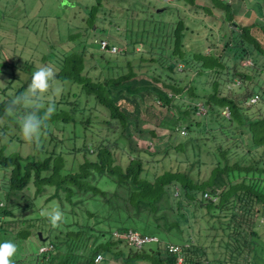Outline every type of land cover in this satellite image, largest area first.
<instances>
[{
    "label": "trees",
    "instance_id": "obj_1",
    "mask_svg": "<svg viewBox=\"0 0 264 264\" xmlns=\"http://www.w3.org/2000/svg\"><path fill=\"white\" fill-rule=\"evenodd\" d=\"M115 1L83 5L88 16L76 21L83 32H70L44 55L56 72V111L39 146L24 141L17 120L5 115L9 101L30 84L33 65L28 77L14 73L0 86V235L20 241L15 264H112L119 258L178 264L169 243L182 247V264H264V4L263 20L244 24L229 0H132L147 16L130 9L118 34L97 25ZM161 5L164 11H155ZM214 9L229 24L219 29L222 42L211 40L207 48L200 39L188 41L200 24L195 17H214ZM118 45L121 51L113 52ZM4 51L0 44V56ZM246 59L251 64L243 65ZM0 66L3 72L16 68ZM68 86L76 99L65 93ZM130 124L153 140L169 139L168 145L163 152H151L150 144L132 147L124 135ZM102 129L107 137L98 143L93 133ZM14 143L32 152L25 156ZM79 152L84 160L73 170L66 157ZM173 156L177 163L168 168ZM54 209L64 214L57 228L47 219ZM187 215L199 218L198 231H187ZM129 229L159 241L135 249L114 235ZM31 236L40 240L36 247ZM206 241L218 243L212 259Z\"/></svg>",
    "mask_w": 264,
    "mask_h": 264
},
{
    "label": "rangeland",
    "instance_id": "obj_2",
    "mask_svg": "<svg viewBox=\"0 0 264 264\" xmlns=\"http://www.w3.org/2000/svg\"><path fill=\"white\" fill-rule=\"evenodd\" d=\"M134 1L132 2V0H116L115 2L108 4L106 6V10L103 16L104 20H102V22L98 23L97 25H99L104 30L111 29L115 32H118V34L124 33V31L126 30L125 23H123L125 19L124 16L131 14L132 10L130 9L134 8L136 10H140L141 14L147 16L142 10V8L140 9L138 6L136 7L137 4L136 2L134 3ZM166 1H171V0H166ZM229 1L232 3L234 8L233 12H234L235 20L241 21L244 24L252 23L256 19L261 21L263 20V15L260 14V10L262 4H264V0H229ZM93 2H95V0H0V44L3 46L5 50L4 54L3 55L1 54L0 56V64L8 63V64L16 65V68H14V72L8 69L6 70V72H3L1 71V66H0V86H7L9 80L13 77L14 73L20 74L23 77L25 76L28 77L29 75L27 70L28 64L33 65L35 71L39 66L45 65L44 64L45 61L43 60L44 55L48 54L54 46H58L62 40L65 41L70 32L71 33L83 32L84 28L77 27L76 21L77 22L85 21V17L88 15L83 5H91ZM175 5L180 6L177 3ZM181 7L182 9L185 10L186 13L190 10L189 7H183V6ZM155 11H160V12L164 11L163 6L162 5L157 6L155 8ZM214 13L216 14V16L214 17H212L211 15H208V17H206L204 14L197 15L195 17L198 21L197 23L200 24L196 23L199 26H194L193 32H190L191 36L189 35V38H187L188 41H192L194 43L197 39H200L205 43L207 48H211V45H209L211 40H216L219 44L222 42L223 36L219 32V29L222 28V26L228 27L229 24L223 21L222 13L218 12L215 9H214ZM201 19H203L204 23L200 22ZM117 22H119V24H117ZM213 31L215 32L214 36H212L211 34V32ZM24 33H28V35H24ZM58 33L61 34L60 38ZM85 35H87V33ZM90 35L98 38L100 36V33L91 31ZM122 35L124 36V34ZM121 48L122 45L121 46L118 45L116 53L121 51L120 50ZM138 48L140 49V47ZM92 50L93 48L87 54L88 59H90L93 56L92 53H94V51ZM251 62H252L251 59L248 60L246 59L245 61H243V65L247 66L251 64ZM92 64L93 63H88L87 65L89 66V68H91ZM181 67H183V65H181ZM193 75H195V73ZM192 78L193 76H191V79ZM19 84L20 81L15 82L12 89H16L15 87H17ZM60 93H61V89L58 91V94ZM65 93L69 95V99L71 100L76 99L74 96H72L70 86H68V88L66 87ZM200 112L204 113L205 112L204 108H201ZM154 123H157V120H155ZM100 126H104V125L101 124ZM124 135L130 138L131 146L136 149H140V148L144 149L146 148L147 144H150L152 146L151 152H155V151L163 152L165 147L169 143V139L153 140L148 135H143L139 133L138 131L135 130L133 124H130L128 130L125 132ZM68 136H70L69 133ZM93 136L95 137L98 143H100V141L103 138L107 137L103 129L100 130L98 133L94 132ZM111 138L112 140L115 141L116 136L111 135ZM123 140H125V138H123ZM176 142H178V140H176ZM69 145L73 146V144H69ZM29 146L30 145H28V147ZM11 147H13L14 149H21L25 156H27L28 153L32 152V149L28 147L17 146V144L15 143ZM90 152L91 154L88 155V157L94 158L96 155V151L93 150V148H91ZM171 153L174 154V150ZM115 154L117 158L120 160L122 155V150L116 148ZM160 156L162 155L161 154L158 155V157ZM180 157L184 158L183 154H180ZM66 158L68 159L67 166L68 167L73 166L72 167L73 170H76L79 164L82 163L84 160V152H79L76 154V156L74 157L76 158V161H73L74 158L73 159H71L70 157H66ZM167 160H169V158ZM121 161L122 162L125 161V157L122 158ZM72 162L74 163V165L72 164ZM169 162L171 163L168 165V168L175 166L177 163L175 156L170 157ZM1 205L4 204L0 202V207ZM187 217H188V221H186L184 224L187 231L191 232L192 228L193 229L196 228V230L198 231L199 227L196 224L195 220H197L198 223L199 218L190 217V215H187ZM2 220H3V215H0V222ZM200 222L204 228L203 234H205L208 230L209 225L204 221V218ZM4 237H7V240L14 242L18 246V253H17L18 255L20 253L19 249H21V247L19 246L20 241H14L12 239V235L10 236L0 235V239L3 240ZM30 238L31 239L35 238V240H33L31 244L33 247H36L40 242V240L38 241L37 238L33 236H31ZM26 241L27 243L29 242V240ZM205 244L208 246L206 247V251L211 256L209 258L212 259L213 255L216 252H218L217 251L218 243H215L214 246V242L206 241ZM188 245H190V249H192L191 243H188ZM50 249L51 247L47 246L43 248V251L46 250L49 251ZM112 264H125V262L119 258L113 260ZM137 264H146V263L138 261ZM216 264H221V263L218 262Z\"/></svg>",
    "mask_w": 264,
    "mask_h": 264
},
{
    "label": "clouds",
    "instance_id": "obj_3",
    "mask_svg": "<svg viewBox=\"0 0 264 264\" xmlns=\"http://www.w3.org/2000/svg\"><path fill=\"white\" fill-rule=\"evenodd\" d=\"M55 82L54 69L47 65L39 66L33 72L26 91L12 98L5 107V115L17 120L24 141L36 146L40 145L48 129V121L56 111V103L51 98L57 91ZM47 219L53 228H57L63 223L64 214L54 209L47 213ZM17 253L18 246L14 242L0 243V264H15Z\"/></svg>",
    "mask_w": 264,
    "mask_h": 264
},
{
    "label": "built area",
    "instance_id": "obj_4",
    "mask_svg": "<svg viewBox=\"0 0 264 264\" xmlns=\"http://www.w3.org/2000/svg\"><path fill=\"white\" fill-rule=\"evenodd\" d=\"M106 45H107V41H103L102 48L105 49ZM112 51L116 52L117 46H113ZM256 100H258L257 96L253 97L251 99V102H255ZM223 114L228 116L229 110L225 109L223 111ZM0 186H1V177H0ZM205 197L211 198V196H209L207 193L205 194ZM114 235L117 238H119L122 235L123 236L122 238H125L128 244L134 247L135 249H143V247H145L147 244H151V243L159 241V237L156 235L142 234L140 231H136L132 229H129L128 231H125L124 233L115 232ZM167 249L169 253H173L177 255L178 264L183 263L184 257L181 254L183 249L179 244L169 243L167 245ZM101 259H102V255H98L96 260L100 261Z\"/></svg>",
    "mask_w": 264,
    "mask_h": 264
},
{
    "label": "water",
    "instance_id": "obj_5",
    "mask_svg": "<svg viewBox=\"0 0 264 264\" xmlns=\"http://www.w3.org/2000/svg\"><path fill=\"white\" fill-rule=\"evenodd\" d=\"M39 237L41 238V239H43L44 237H43V234H42V232L40 231L39 232Z\"/></svg>",
    "mask_w": 264,
    "mask_h": 264
}]
</instances>
